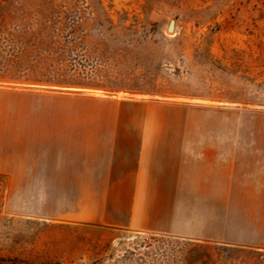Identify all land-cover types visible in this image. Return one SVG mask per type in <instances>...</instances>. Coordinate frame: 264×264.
<instances>
[{
    "label": "rangeland",
    "instance_id": "obj_1",
    "mask_svg": "<svg viewBox=\"0 0 264 264\" xmlns=\"http://www.w3.org/2000/svg\"><path fill=\"white\" fill-rule=\"evenodd\" d=\"M258 127L264 0H0L2 166L56 149L58 130L159 132L144 134L169 147L264 144ZM61 196L0 174V264H264L220 223L242 221V202H180L212 222L151 233L55 215L72 211Z\"/></svg>",
    "mask_w": 264,
    "mask_h": 264
},
{
    "label": "crops",
    "instance_id": "obj_2",
    "mask_svg": "<svg viewBox=\"0 0 264 264\" xmlns=\"http://www.w3.org/2000/svg\"><path fill=\"white\" fill-rule=\"evenodd\" d=\"M53 133L57 140L47 145L55 142L56 149L23 152L27 162L0 164V174L17 185L57 186L62 196L55 207L72 211L55 215L133 232L191 233L193 225L212 221L184 214L180 202H242V221L229 214L220 222L242 226L228 242L264 250V144L168 147L155 138L163 135L144 134L159 132L135 129ZM247 213L253 219L247 221Z\"/></svg>",
    "mask_w": 264,
    "mask_h": 264
},
{
    "label": "water",
    "instance_id": "obj_3",
    "mask_svg": "<svg viewBox=\"0 0 264 264\" xmlns=\"http://www.w3.org/2000/svg\"><path fill=\"white\" fill-rule=\"evenodd\" d=\"M175 29V20L171 19L168 24V31L171 32Z\"/></svg>",
    "mask_w": 264,
    "mask_h": 264
},
{
    "label": "trees",
    "instance_id": "obj_4",
    "mask_svg": "<svg viewBox=\"0 0 264 264\" xmlns=\"http://www.w3.org/2000/svg\"><path fill=\"white\" fill-rule=\"evenodd\" d=\"M37 62H39V60L36 61V64H37ZM34 81L37 82V83H38V82H41V80H39V79H34ZM49 81L51 82V80H49Z\"/></svg>",
    "mask_w": 264,
    "mask_h": 264
},
{
    "label": "bare ground",
    "instance_id": "obj_5",
    "mask_svg": "<svg viewBox=\"0 0 264 264\" xmlns=\"http://www.w3.org/2000/svg\"><path fill=\"white\" fill-rule=\"evenodd\" d=\"M174 31V30H173ZM122 95H124V94H122ZM121 96V95H120Z\"/></svg>",
    "mask_w": 264,
    "mask_h": 264
}]
</instances>
